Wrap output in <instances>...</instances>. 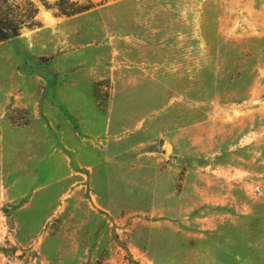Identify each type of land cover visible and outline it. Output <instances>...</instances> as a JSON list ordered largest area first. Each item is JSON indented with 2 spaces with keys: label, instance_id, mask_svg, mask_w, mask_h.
<instances>
[{
  "label": "rangeland",
  "instance_id": "obj_1",
  "mask_svg": "<svg viewBox=\"0 0 264 264\" xmlns=\"http://www.w3.org/2000/svg\"><path fill=\"white\" fill-rule=\"evenodd\" d=\"M31 1L0 43V264H264L263 0Z\"/></svg>",
  "mask_w": 264,
  "mask_h": 264
},
{
  "label": "trees",
  "instance_id": "obj_2",
  "mask_svg": "<svg viewBox=\"0 0 264 264\" xmlns=\"http://www.w3.org/2000/svg\"><path fill=\"white\" fill-rule=\"evenodd\" d=\"M37 15L31 0H0V43L17 38L23 28L39 26Z\"/></svg>",
  "mask_w": 264,
  "mask_h": 264
},
{
  "label": "water",
  "instance_id": "obj_3",
  "mask_svg": "<svg viewBox=\"0 0 264 264\" xmlns=\"http://www.w3.org/2000/svg\"><path fill=\"white\" fill-rule=\"evenodd\" d=\"M263 2H264V0H263Z\"/></svg>",
  "mask_w": 264,
  "mask_h": 264
}]
</instances>
